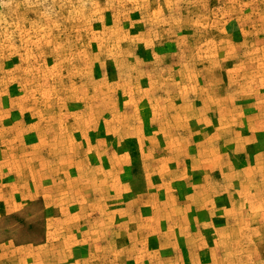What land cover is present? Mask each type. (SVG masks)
<instances>
[{
  "label": "rangeland",
  "instance_id": "obj_1",
  "mask_svg": "<svg viewBox=\"0 0 264 264\" xmlns=\"http://www.w3.org/2000/svg\"><path fill=\"white\" fill-rule=\"evenodd\" d=\"M192 262L264 264V0H0V264Z\"/></svg>",
  "mask_w": 264,
  "mask_h": 264
},
{
  "label": "crops",
  "instance_id": "obj_2",
  "mask_svg": "<svg viewBox=\"0 0 264 264\" xmlns=\"http://www.w3.org/2000/svg\"><path fill=\"white\" fill-rule=\"evenodd\" d=\"M207 181L202 182L204 185H206ZM203 184L200 185V187H203ZM203 193L197 195V191L194 193H190L189 196H191V203H190V208H194L195 210L193 211L191 209L190 212L189 210H184L182 209L180 212L179 219L181 221L180 223V228H179V234L180 235H185V231H188V234H191V244L196 245L199 243L198 239H195V236H198L199 231L203 230V228L199 225V219H198V210H202L204 208H207L208 205L204 202V197H208V192L203 191ZM181 203L184 204V199H181ZM214 217V216H213ZM192 220V221H191ZM190 221V223H188ZM189 225V226H188ZM195 264L194 262H192Z\"/></svg>",
  "mask_w": 264,
  "mask_h": 264
}]
</instances>
